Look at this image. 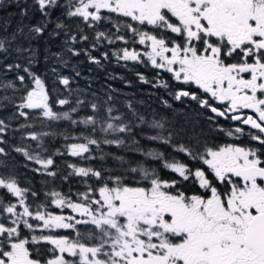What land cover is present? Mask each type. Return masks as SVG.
Here are the masks:
<instances>
[{"label":"snow or ice","instance_id":"1","mask_svg":"<svg viewBox=\"0 0 264 264\" xmlns=\"http://www.w3.org/2000/svg\"><path fill=\"white\" fill-rule=\"evenodd\" d=\"M8 6L15 11L0 15V145L8 143V132H20L12 151L53 182L61 175L56 155L91 160V147L101 144L127 143L171 175L165 179L139 161H129L121 174L67 163L71 171L62 179L84 178L85 191L74 198L45 190L35 203L41 191L21 186L0 146V190L7 194L0 198V264H264V0H8ZM104 22L112 27L99 30ZM40 40L58 44L56 51L45 47L43 60L67 92L55 103L71 105L68 111L54 110L35 68ZM81 55L97 66L150 64L156 77L137 73L138 80L198 107L176 119L141 112L131 102L121 112L110 86L102 97L71 87L81 73L75 66L74 77L60 69ZM161 71L178 82L175 89ZM161 103L172 107L167 99ZM82 109L90 114L73 118ZM21 118L34 123L13 128ZM53 121L84 125L87 134L64 135L63 151L48 154L45 138L55 133L33 129ZM210 132L237 141L246 136L248 143L217 145ZM73 139L81 142H68ZM141 140L165 151L145 150ZM91 178L95 185L87 183ZM187 182L199 191L183 190ZM53 205L75 215L54 214ZM81 225L90 230L81 233ZM42 243L51 246L46 259L31 247Z\"/></svg>","mask_w":264,"mask_h":264},{"label":"trees","instance_id":"2","mask_svg":"<svg viewBox=\"0 0 264 264\" xmlns=\"http://www.w3.org/2000/svg\"><path fill=\"white\" fill-rule=\"evenodd\" d=\"M15 9L8 7L0 11V15L3 13L11 14ZM51 46L53 51L58 50V44L48 45L46 40H40L37 44V47L40 49V63H38L35 68L39 74H41L45 79L46 90L49 92L50 101L54 106L56 111H68L71 105L61 107L55 103L56 99L63 98L67 95L66 90L62 85H59L57 78L52 76L48 71V65L43 60V52L45 47ZM104 48H101L99 51H104ZM94 55H98L99 52H94ZM72 66H75V70L79 71L81 75L79 77H74V72ZM61 72L64 75L73 76V82L71 87L73 89L88 90L89 93L96 92L101 97L105 92L108 91L109 86L113 91V95L116 99V107L120 109L121 112L125 111L124 105L128 102H131L135 105L141 112H157L160 116H165L169 119H176L177 112L175 106L171 104V98L168 95V92L162 88H154L151 84H146L137 79V73H142L149 80H153L156 77V74L150 71L146 66L139 65L137 63H115L114 61H103L102 66H97L95 64H90L87 58L83 55L79 57H73L70 60V65L68 68H61ZM114 77V78H112ZM162 79L167 80L166 77L160 76ZM168 81V80H167ZM161 98L167 99L172 105L171 108H166L161 103ZM91 99V95H89ZM183 112H186L183 110ZM189 113V112H188ZM192 113V112H190ZM90 114L88 109H82L79 112V115L72 114L73 118L80 119L86 115ZM118 114V113H117ZM23 123H34L33 121H25L21 118L19 121L13 122L12 127L15 128L18 124ZM50 127H40L38 122H36V127L33 129L35 131H49L55 133L50 137L45 138V144L48 148V154L56 152L57 149L63 151V146L65 143L64 135L71 137H78L81 133L87 134V130L84 125L78 127L71 126L67 121H53L50 122ZM20 132H8L6 134V139L8 141L4 146L8 152L6 157V162L8 164V171L14 172L22 187H32L35 190L41 191L40 201L44 200L43 191L45 190H58L64 194L71 193L75 198L76 193L85 191L86 184L84 178L71 175L67 181L62 179V176L67 175L71 170L66 167L67 163L76 164L77 166L84 167H93L96 169H102L105 172L113 174H121L125 171V167L128 166L129 161H139L144 163L148 167H155L158 169L160 174L165 178L170 177V173L166 169L159 167V163L153 161L152 158H147L141 155V153L134 151L129 144L123 146L101 144L99 148L92 146L91 155L93 159L91 160H82L78 157H71L70 155H56V166L57 171L60 172V176H57L54 179L42 175L34 174L30 169L35 167L34 164L27 161L22 155L12 151V145L20 143ZM100 138H103L107 134L98 133ZM108 138H111L110 136ZM72 142H81L80 140L73 139L68 141ZM35 147L33 141H26ZM141 146L147 150L148 148L155 149L157 151H165V148L158 145V143L147 142L141 140ZM171 151V150H167ZM117 157H122L123 161L117 159ZM0 159H5V157H0ZM123 163V166H122ZM132 166H135L133 163ZM0 171H4L0 169ZM132 179L133 177H128ZM139 179V177H135ZM48 180L49 183L45 187L44 181ZM88 184L95 185V178H91L87 181ZM88 232V231H87ZM87 232H84L85 234ZM72 232L65 231L62 232V236L71 237ZM29 235V234H28ZM27 233L25 236H28ZM33 250L37 247L39 248L40 254L43 258H47L48 248L50 245L40 244V245H31Z\"/></svg>","mask_w":264,"mask_h":264},{"label":"flooded vegetation","instance_id":"3","mask_svg":"<svg viewBox=\"0 0 264 264\" xmlns=\"http://www.w3.org/2000/svg\"><path fill=\"white\" fill-rule=\"evenodd\" d=\"M5 2H8V0H4ZM115 15H113V19H115ZM112 26L110 24H108L107 22H104L100 25V29L99 30H104L107 28H111ZM119 46V45H118ZM142 45H138L139 49H143L141 47ZM129 47L131 48L132 45H129ZM115 62V60H112ZM116 63V62H115ZM141 66V65H140ZM157 75V72L155 73ZM160 76H164L166 77V79L168 80L169 84L172 86L173 89H175V87L177 86L178 82L174 81L171 77V74L165 72V71H161L160 72ZM192 89L195 91L196 88L195 86H192ZM170 97V96H169ZM171 98V97H170ZM171 104L175 106L176 112L180 113L183 112V110H185L186 112H192V114H194V110L197 109V105L195 103H191L185 99L183 103H181L180 101H175L171 98ZM201 119H204V117H202ZM220 123L223 127L228 128L230 126H232L233 122L232 121H225L223 119L220 120ZM205 130L207 131L208 125L205 124L204 125ZM210 140L212 143H215L217 145H223L226 143H240V144H247L248 143V138L246 136L241 137L238 141L234 140L233 138H229L226 135L219 133V132H210L208 133ZM182 189L187 191L189 194H191L192 191H199V189L195 188L191 182H187L185 184L182 185Z\"/></svg>","mask_w":264,"mask_h":264},{"label":"rangeland","instance_id":"4","mask_svg":"<svg viewBox=\"0 0 264 264\" xmlns=\"http://www.w3.org/2000/svg\"><path fill=\"white\" fill-rule=\"evenodd\" d=\"M9 6H8V2H5L4 0H3V7H2V9H0V11L1 10H3V9H7ZM15 11V10H14ZM1 15H7V13H3V14H1ZM142 48L144 47V46H141ZM120 63H125V62H120ZM127 64H129V63H136V62H131V61H129V62H126ZM137 64H139V65H143V66H146L148 69H150V71L153 73H156L157 72V70L155 69V68H153L150 64H148V65H145V64H141V63H137ZM49 68H50V65H48V71H49ZM49 73H51L50 71H49ZM67 75V74H66ZM68 76V75H67ZM35 167H36V165H35ZM6 190H0V198H4V197H6ZM51 211H53V213L54 214H61V213H63V214H65V215H68V214H73V213H71V210L70 209H64V210H61V209H59V208H56L54 205L51 207V209H50ZM73 215H75V214H73ZM79 227V231L81 232V233H84V232H87V231H89L90 230V226H84V225H81V226H78ZM65 231H70V232H72V234H71V237L70 238H75L76 237V231H73V230H70V229H57V230H55V232H56V234H58V235H60V236H62V232H65ZM27 233V235H28V232H27V230H25L24 231V235ZM30 238V237H29ZM51 247V246H50ZM67 258H69V259H71V257H67ZM78 259V258H77Z\"/></svg>","mask_w":264,"mask_h":264}]
</instances>
